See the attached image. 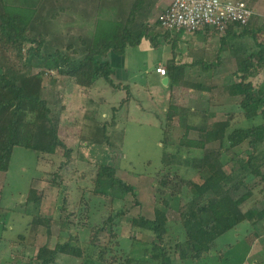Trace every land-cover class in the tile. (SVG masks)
<instances>
[{"label":"trees","instance_id":"1","mask_svg":"<svg viewBox=\"0 0 264 264\" xmlns=\"http://www.w3.org/2000/svg\"><path fill=\"white\" fill-rule=\"evenodd\" d=\"M157 2L37 0L24 4L0 0V171L9 169L16 146L39 154L62 156L65 167L76 160L75 143L68 142L62 133L63 128H68L63 117L67 105L59 88L64 85L63 89L87 94L100 78L121 87L112 78L114 69L111 59L107 58L108 51L123 55L144 38L160 47L163 38L171 32L166 29L160 32L158 19L150 23ZM248 24L233 25L245 28ZM244 35L240 46L246 53L251 47H247L248 39ZM255 44H258L257 50L242 57L241 63L246 67L254 56L257 66L253 73L264 69V39ZM185 69L186 65L175 63L174 58L167 61L168 84L177 97L171 94L166 110L163 168L157 177L154 217L131 219V228L136 233L151 235V240L145 241L151 245L150 257L146 259L155 264H198L210 256L206 253L214 252L217 239L239 223L247 220L254 225L264 218V208L253 210L264 199V82L255 86L242 77L234 86L240 110L226 112L222 123L209 119L211 90L204 88L203 79L185 77ZM200 90L204 91V98ZM189 92L197 95L195 102L202 100V107H192ZM177 116L179 122L175 125ZM257 118L258 123L254 122ZM245 120L252 122L250 126H243ZM190 130L198 131V137H190ZM215 142H219L218 146ZM243 144L247 145L244 149ZM229 163L232 167L227 171ZM181 169L197 172L202 180L213 183L209 189L189 193ZM104 181H108L104 189L118 186L125 195L135 194L133 185L114 176L111 164H97L96 192H101ZM27 205H31L25 211L32 216L33 245L38 227L45 226L49 236L52 225L59 220L56 223L58 241L53 247L47 242L41 243L31 255L30 263L59 264L62 255H74L95 264H133L132 253L127 252L119 236L118 218L123 211L114 214L110 210L95 224L90 222L88 207L84 208L81 219H73L75 211L56 219L52 214L42 213V197L33 187L29 189ZM171 207L179 211L177 225L168 217ZM61 208H66L65 200ZM9 215V210L1 214L0 206L3 230ZM84 224L89 231L81 237L72 228H81ZM23 239L25 235L20 234L19 240L10 243L14 246L22 243L24 249L13 248L20 256L28 250L21 242ZM219 253L224 255V249Z\"/></svg>","mask_w":264,"mask_h":264},{"label":"rangeland","instance_id":"2","mask_svg":"<svg viewBox=\"0 0 264 264\" xmlns=\"http://www.w3.org/2000/svg\"><path fill=\"white\" fill-rule=\"evenodd\" d=\"M6 1L31 3V0ZM160 11L151 16L150 23L157 19ZM159 31L163 32L162 28ZM184 31L181 29L176 33ZM173 43L178 44V47L173 48ZM188 44L189 42H186V45H182L170 34L163 38L161 47L154 46L149 39L144 38L139 45L129 47L123 55L113 50L108 51L107 58L111 59L114 69L112 78L121 87H114L103 78L98 79L87 94L66 87L63 89L64 85H61L60 95H63L67 105V112L63 114L66 123L64 126L68 127L63 128L62 133L66 134L68 142L75 143L77 158L70 166L65 167V158L62 156L39 154L24 146L14 148L9 169L0 171L1 214L10 211L6 229L0 227L1 264H21L14 260L9 262L12 256L11 240L6 238L17 241L19 235L24 234L25 239L21 242L28 247L26 249L30 255L36 253L41 243L47 242L53 247L58 241L59 225L56 223L59 220L52 225L49 236L46 234L45 226L38 227L37 240L35 245L32 244L34 241V233L31 230L32 216L25 211L31 207L25 206L31 187L42 197V213L52 214L56 219L64 218L72 211L76 212L73 219H81L84 208L88 207L90 222L95 224L101 222L110 210L114 214L123 211L118 218L119 236L127 252L131 251L133 264H155L148 260L151 245L145 242L151 240V235L143 236L136 233L131 228V219L139 216L154 217L157 177L163 168V127L166 110L171 102V94L175 99L177 97L171 93V85L163 83V77L157 72L156 62L161 60L163 55L168 58L173 56L181 45V51L184 52ZM185 57H180L178 61H183ZM164 64L167 67V62ZM37 70L38 68L35 69ZM192 74L191 79L204 80V77H197L194 72ZM183 92L178 96L181 97ZM202 96L204 98V91ZM189 97L193 99L192 107L203 106L202 100L195 102L196 94L189 92ZM113 107L118 109L114 110ZM226 117L224 112L212 111L209 114L210 121L223 123ZM258 120L260 119L257 118L254 122L258 123ZM173 122L178 125L179 117H175ZM251 123L245 120L242 124L250 126ZM65 130L67 133H74L70 136ZM198 135L199 132L196 130L189 132L190 137ZM218 144L219 142L214 143L215 146ZM246 146L243 144L241 147L244 149ZM223 160H226V156H223ZM97 164L113 165L114 176L133 185L135 194L129 192L125 195L118 186L104 189L108 181H104L105 185H102L101 192H96L94 185ZM230 167L232 164H227L226 170L229 171ZM180 174L186 178L185 188L189 193L209 189L213 183L212 180H202L197 172L191 170L181 169ZM64 200L66 208L62 209ZM168 217L173 225H177L179 211L171 207L168 210ZM3 218L5 219L6 215H3ZM72 229L74 232L77 230L81 237L89 231L85 224L81 228ZM131 235L136 238L131 239ZM256 238L259 240L258 243L255 242ZM229 243L232 244L231 247H227ZM255 243L257 246L258 244L264 246V218L254 225L247 220L239 223L234 229L219 237L214 252L206 253L210 256L203 258L198 264H255L256 260L258 261L256 264H264V248L260 254L257 248L254 249L256 253H251ZM19 247L22 248V243H18L14 249ZM221 249H224V255L220 256ZM15 257L20 259L19 256ZM58 263L95 264L74 255H62Z\"/></svg>","mask_w":264,"mask_h":264},{"label":"crops","instance_id":"3","mask_svg":"<svg viewBox=\"0 0 264 264\" xmlns=\"http://www.w3.org/2000/svg\"><path fill=\"white\" fill-rule=\"evenodd\" d=\"M35 1L37 0H31L30 2L32 3ZM243 1H245L253 11L249 24L245 28H240L232 24L231 27L226 30V32H220L209 27L195 32H190L185 29L184 32H171V35L174 36V40H178V42L180 41L182 45H186V42H189L188 47H186L185 51L182 52L181 45V47H179L178 51L174 53L173 56L168 58L163 55V58L156 62V65H165L164 63H166L171 58H174L175 63L186 65V77H191L193 75L192 72H194V75H197V77H204V88L206 90H211L210 97L212 98V102L209 105L211 112L217 111L226 113L231 109L232 111L240 110V107L237 103L239 97L238 94H235L234 92V86L241 81L242 77H246L244 79L245 82H251L255 86H259L264 82V69L253 73V68L257 66L254 56L250 58L249 64L246 63L248 64L246 67L241 64L242 57L247 56L257 50L258 44H255V41L258 43L263 42L264 0ZM170 3L171 0H158L155 7L153 8L152 16L157 11L164 10ZM244 33L246 34L244 36L246 39H248L247 47H251V49H248V52L246 53L242 52L240 46L242 34ZM254 37L255 41L253 40ZM203 39L204 41H202ZM177 45L175 44L176 47H178ZM184 56H186L185 59L179 62V58ZM216 91H219V93ZM263 208L264 200L253 206L254 211H260ZM6 240L14 239L6 238ZM255 242L258 243L259 240L256 238ZM11 246H13V248L15 247L14 245H10V252L12 253V256L11 260L9 259V262L14 260L15 262H21V264H32L30 263V254L26 253L22 254L21 256L17 255L16 252H13V248H11ZM252 248V254L255 252L254 249L256 248L260 254L262 253L261 250H263L264 246L260 244L257 246L255 243V246L253 244ZM15 256H19L20 259H17L18 257L16 258ZM257 262L258 261L256 260L254 263ZM1 263L2 262H0V264Z\"/></svg>","mask_w":264,"mask_h":264},{"label":"built area","instance_id":"4","mask_svg":"<svg viewBox=\"0 0 264 264\" xmlns=\"http://www.w3.org/2000/svg\"><path fill=\"white\" fill-rule=\"evenodd\" d=\"M252 12L243 0H171L157 19L161 28L170 32L180 29L195 32L206 27L226 32L234 23L248 24ZM157 72L166 76L167 67L158 65Z\"/></svg>","mask_w":264,"mask_h":264},{"label":"water","instance_id":"5","mask_svg":"<svg viewBox=\"0 0 264 264\" xmlns=\"http://www.w3.org/2000/svg\"><path fill=\"white\" fill-rule=\"evenodd\" d=\"M168 82H169V77L168 76L163 77V83L168 84Z\"/></svg>","mask_w":264,"mask_h":264}]
</instances>
